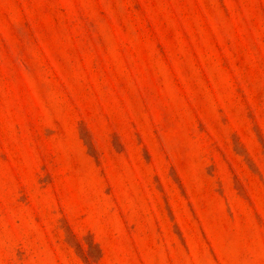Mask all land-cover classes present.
I'll return each instance as SVG.
<instances>
[{
  "label": "rangeland",
  "instance_id": "1",
  "mask_svg": "<svg viewBox=\"0 0 264 264\" xmlns=\"http://www.w3.org/2000/svg\"><path fill=\"white\" fill-rule=\"evenodd\" d=\"M0 264H264V0H0Z\"/></svg>",
  "mask_w": 264,
  "mask_h": 264
}]
</instances>
